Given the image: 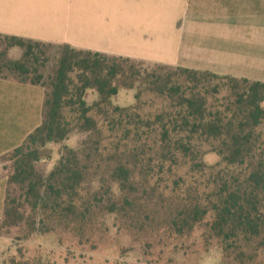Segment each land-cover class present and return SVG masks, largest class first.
Wrapping results in <instances>:
<instances>
[{
    "label": "trees",
    "instance_id": "1",
    "mask_svg": "<svg viewBox=\"0 0 264 264\" xmlns=\"http://www.w3.org/2000/svg\"><path fill=\"white\" fill-rule=\"evenodd\" d=\"M141 64L0 34V78L43 88L40 124L0 155V237L20 228L19 240L62 233L79 246L98 224L142 231L161 218L177 237L203 226L221 264H264V82ZM120 91L132 102L116 104ZM73 134L45 172L46 145Z\"/></svg>",
    "mask_w": 264,
    "mask_h": 264
},
{
    "label": "crops",
    "instance_id": "2",
    "mask_svg": "<svg viewBox=\"0 0 264 264\" xmlns=\"http://www.w3.org/2000/svg\"><path fill=\"white\" fill-rule=\"evenodd\" d=\"M260 9V0H0V34L264 82ZM42 100L41 86L0 78V155L40 124Z\"/></svg>",
    "mask_w": 264,
    "mask_h": 264
},
{
    "label": "rangeland",
    "instance_id": "3",
    "mask_svg": "<svg viewBox=\"0 0 264 264\" xmlns=\"http://www.w3.org/2000/svg\"><path fill=\"white\" fill-rule=\"evenodd\" d=\"M260 2L264 3V0ZM261 23H264L262 9ZM9 56L17 58L19 51L12 48ZM141 62L142 67L153 64ZM93 98L94 94L88 93L86 100L90 102ZM113 101L127 105L132 102V92L120 91ZM80 138L79 134H73L61 144L46 145L50 158L41 160L39 166L47 172L58 158L60 147H75ZM206 161L211 163L214 159L208 156ZM9 170L10 162H0L1 174L6 176ZM162 222L161 218H156L146 229L129 232L116 230L110 226L111 222L98 224L86 245L79 246L69 235L62 233H36L29 239L19 240L24 236L23 229L19 228L11 231L18 239L12 241L9 236L0 237V264H221L220 251L214 240L205 242L201 237L203 226L190 235L177 237L170 234Z\"/></svg>",
    "mask_w": 264,
    "mask_h": 264
}]
</instances>
